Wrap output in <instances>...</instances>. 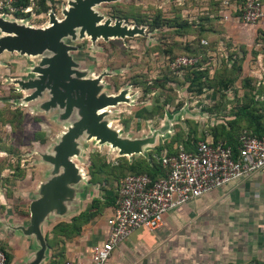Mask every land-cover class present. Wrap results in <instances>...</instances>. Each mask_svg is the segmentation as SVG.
Segmentation results:
<instances>
[{
  "label": "rangeland",
  "instance_id": "1",
  "mask_svg": "<svg viewBox=\"0 0 264 264\" xmlns=\"http://www.w3.org/2000/svg\"><path fill=\"white\" fill-rule=\"evenodd\" d=\"M21 1L12 0L10 8L4 10L5 17L43 28L48 25L51 13L62 19V12L72 0H48L44 5H40V0H28L26 7ZM230 1L239 3L238 0ZM216 5L214 0H117L104 3L94 10L105 20L121 21L129 28L143 29L144 35L92 42L89 37L80 39L77 33L75 39L65 40L66 44L76 48L71 56L85 78L103 76V92L107 95L127 91L129 101L109 109L106 120L111 127L122 138L130 140L151 138L156 133L155 143L146 148L144 155L129 158L118 157L117 151L109 145L81 140V155L74 161L86 173L92 160L95 171L102 168L105 174L124 159L129 164L149 160L148 156L166 146L175 134L183 142L188 136L212 135L217 126L230 127L228 123L235 119L234 113H239L247 98L244 92L248 91L242 93L240 89V83L245 80L242 68L244 66L245 73L246 70L252 72L259 64L257 60L228 67L225 62L218 65L210 62L209 74L200 77L199 82L192 81V70H173L170 62L177 56L200 52L199 43L206 42L203 40V18L206 11L217 8ZM43 6L47 7L45 11L41 10ZM157 18L161 19L159 28L152 26ZM43 56H50V53ZM43 56L0 55V180L3 185L27 186L25 180L28 185L35 183L43 174L39 168L47 167L41 156L52 154L62 133L76 120L75 116L60 120L63 111L58 107L41 108L50 98L48 91L33 101L24 100L32 91L22 90L17 82L36 79L34 69ZM201 67L198 68L200 71L203 70ZM232 68L234 75L227 72ZM200 86L202 91L198 94ZM241 118L244 121L239 120V123L245 124L246 118ZM239 127L236 132L242 129ZM154 157L157 162V155Z\"/></svg>",
  "mask_w": 264,
  "mask_h": 264
},
{
  "label": "crops",
  "instance_id": "2",
  "mask_svg": "<svg viewBox=\"0 0 264 264\" xmlns=\"http://www.w3.org/2000/svg\"><path fill=\"white\" fill-rule=\"evenodd\" d=\"M222 1L228 5L218 15H210L215 33L210 34L214 37L206 45V56L217 65L256 59L259 64L253 68L260 72L245 73L242 65V75L251 80L256 106L264 108V20L256 26L244 24L238 19L237 3ZM206 138L211 140L210 135ZM51 169L40 167L41 177L30 185L25 180L27 186L3 185L0 180V249L9 256L7 264H27L39 250L36 238L19 228L29 226L30 203L38 198L40 185L51 178ZM81 170L85 180L73 187L66 213L48 214L40 223L47 245L42 264L67 260L87 264L90 248L108 238L107 220L121 179L92 182ZM106 264H264V175L233 182L169 212L156 231L136 229L114 248Z\"/></svg>",
  "mask_w": 264,
  "mask_h": 264
},
{
  "label": "water",
  "instance_id": "3",
  "mask_svg": "<svg viewBox=\"0 0 264 264\" xmlns=\"http://www.w3.org/2000/svg\"><path fill=\"white\" fill-rule=\"evenodd\" d=\"M117 0H72L57 19L49 14V26L34 28L17 21L0 17V55L18 53L27 57L43 56L34 69L36 79L18 81L22 90L32 91L25 101H33L48 91L50 98L41 105L43 110L58 107L63 112L60 120L75 116L76 120L62 133L54 145L52 154H43L42 160L52 169L50 179L39 187L38 198L30 203V218L27 228H19L25 235L34 236L39 250L27 264H42L47 245L40 230V223L51 213L64 215L67 204L74 198V186L84 181L81 168L75 163L81 155V140H95L99 145H109L119 157L144 155L146 148L156 141L151 138L130 140L122 138L106 120L109 109L129 101L127 91L111 96L103 92V76L85 78L78 70L71 53L74 46L65 43L67 38L89 37L92 42L99 39L133 38L144 35V30L129 28L121 21L105 20L94 8Z\"/></svg>",
  "mask_w": 264,
  "mask_h": 264
},
{
  "label": "built area",
  "instance_id": "4",
  "mask_svg": "<svg viewBox=\"0 0 264 264\" xmlns=\"http://www.w3.org/2000/svg\"><path fill=\"white\" fill-rule=\"evenodd\" d=\"M241 1L237 10L242 23L256 26L264 20V0ZM12 3L0 0V16H5L4 10ZM198 61L199 57L179 56L171 67L182 70L194 67ZM159 161L165 170L164 177L152 180L145 174H128L119 181L116 205L107 220L108 238L90 248L87 264H106L114 248L136 229L156 231L169 212L233 182L254 174L264 175V137L243 132L236 150L223 142L199 141L193 152L179 146L174 155L163 156ZM0 264H6L1 250ZM64 264L81 263L67 260Z\"/></svg>",
  "mask_w": 264,
  "mask_h": 264
},
{
  "label": "trees",
  "instance_id": "5",
  "mask_svg": "<svg viewBox=\"0 0 264 264\" xmlns=\"http://www.w3.org/2000/svg\"><path fill=\"white\" fill-rule=\"evenodd\" d=\"M46 1H48V0H40V5H44V3ZM214 1L217 3L216 6H218V7L217 8L211 7L210 9H208L205 13V18H203L204 25H205V28L202 29L203 32H205L204 33L205 39H203V40L207 41V45H209V46L213 42V41L211 42L210 40L213 39V37H214V35L210 36V34L215 33L214 29L210 23V19H211L210 15H218L219 9L222 8V4H223L222 0H214ZM238 1H239L238 5H240L242 3V1L241 0H238ZM234 2H236V1H234ZM21 4L23 5V7H26L28 5V0L21 1ZM46 9H47V7L43 6L41 10L45 11ZM237 14H238L237 16H239L240 13L238 12ZM215 17H217V16H215ZM160 22H161V19L157 18V19L153 20L152 26H154L155 28H159L161 26ZM209 23H210V25H209ZM198 46L200 47L199 53H190L188 55H183V56L199 57V61L194 67L182 69V70H189L190 69L193 71L191 73V77H192L193 82L194 81L199 82V80L201 79L200 77H202L206 74H209L207 67L210 66V62L208 61V58L206 56L208 48H207V46H204L200 43ZM177 57H179V56H177ZM174 60H175V58L172 59L170 62H173ZM231 60H233V61L231 62L229 60L230 63H227L225 67H228L230 64L236 66V64H239L240 62L242 63V60H234V59H231ZM200 67L203 70L200 71V69H198ZM227 72L234 75L233 68H232V70H229ZM216 74L219 75L220 72L217 71ZM222 74H223V72H222ZM219 77H220V75H219ZM234 79H236V77H234ZM250 83H251V80L249 78H245V80H242V87H243L244 91H246V90L248 91V92H244V97L247 96V98L243 102V106H242V108H240L239 113L238 114L234 113L235 119L232 122L228 123L230 127L226 128L224 126H217L212 131V135H210V137H211L210 141L213 142V144L223 142L226 145L231 146L234 150H236L238 138L241 134H243V131H242L243 129H245L244 132H247L248 134H251L252 136H255L258 138L264 137V108H259L258 106H256V102L254 100L255 97H254V95H251V92H250V90H251L250 89ZM198 85H200V84H198ZM201 88H202V86L199 87V90L197 92L198 94H201V91H202ZM242 116L244 118H246L245 124L239 123V120H243L241 118ZM239 125H240L239 128H242V129L240 131L236 132L235 130ZM206 140H208L206 137L197 138L195 136H188L185 139V141L181 142L180 138L178 136H176V134H175L166 146L161 147L159 150H155L156 152H154V154H150L149 160L142 159V160H139V162L137 164H131V163L129 164L127 162V160L124 159L123 163H121V164L119 163L116 168L110 169L111 171L106 172L105 174H103L104 172H103L102 168H99V169H97L98 171H95V169H96L95 168L96 167L95 162L93 163V160H92V162L90 161V163H89L90 167H89L88 173H89V176H90L92 182H98V183L104 182L107 184L109 183V180H112V179L118 180L119 178L122 179L128 174H135V175L145 174V175H148L152 180H156V179H159V178H162L165 176V170L162 168L161 163L159 161V160H161V158L163 156L174 155L177 152V149L179 146H182L185 149V151H187V152H193L196 144L199 141H206ZM154 155H157V157H158L157 162H155V160H154L155 159ZM139 165H141V166L139 167ZM99 174H101V175H99ZM0 250L5 253L6 264H7L8 260H9V256L2 248Z\"/></svg>",
  "mask_w": 264,
  "mask_h": 264
},
{
  "label": "bare ground",
  "instance_id": "6",
  "mask_svg": "<svg viewBox=\"0 0 264 264\" xmlns=\"http://www.w3.org/2000/svg\"><path fill=\"white\" fill-rule=\"evenodd\" d=\"M0 17H2L3 19H5V20H9L8 19V17H5V16H0ZM18 23L19 24H23V22L21 23L20 21H18ZM27 26H29V25H27ZM49 26V23H48V25H46V26H44L43 28H46V27H48ZM32 27V26H31ZM82 169V168H81Z\"/></svg>",
  "mask_w": 264,
  "mask_h": 264
}]
</instances>
